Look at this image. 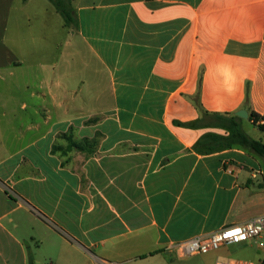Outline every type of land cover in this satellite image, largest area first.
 <instances>
[{"label": "crops", "instance_id": "crops-1", "mask_svg": "<svg viewBox=\"0 0 264 264\" xmlns=\"http://www.w3.org/2000/svg\"><path fill=\"white\" fill-rule=\"evenodd\" d=\"M71 5L0 1V264H174L264 214L261 158L201 143L262 131L264 0Z\"/></svg>", "mask_w": 264, "mask_h": 264}, {"label": "built area", "instance_id": "built-area-1", "mask_svg": "<svg viewBox=\"0 0 264 264\" xmlns=\"http://www.w3.org/2000/svg\"><path fill=\"white\" fill-rule=\"evenodd\" d=\"M238 245L256 246L260 252L259 258L257 260L219 259L215 264H264V214L241 224L225 226L213 233L176 243L169 251L174 250L180 257H187Z\"/></svg>", "mask_w": 264, "mask_h": 264}, {"label": "trees", "instance_id": "trees-1", "mask_svg": "<svg viewBox=\"0 0 264 264\" xmlns=\"http://www.w3.org/2000/svg\"><path fill=\"white\" fill-rule=\"evenodd\" d=\"M55 5L57 11L63 17L67 26L76 27L77 21L74 16V10L71 5V0H50ZM216 119L220 120L221 126L229 131L228 136H220L217 134L205 135L201 143L213 142V145L208 148L207 152L216 150L218 148H234L241 147L245 150L254 153L264 160V144L249 136L243 129L241 119L237 116L226 117L223 115H214ZM251 120L253 124L258 125L259 129L264 131V117L257 113H251ZM263 121V124L260 122Z\"/></svg>", "mask_w": 264, "mask_h": 264}, {"label": "rangeland", "instance_id": "rangeland-1", "mask_svg": "<svg viewBox=\"0 0 264 264\" xmlns=\"http://www.w3.org/2000/svg\"><path fill=\"white\" fill-rule=\"evenodd\" d=\"M5 1V0H0ZM12 1V0H10ZM27 1V0H24ZM50 1V0H48ZM52 4L53 2L50 1ZM53 6H55L53 4ZM248 134L257 139L264 142V132L258 130L254 126L248 125L247 127ZM255 128V129H254ZM213 142L205 143V147H211ZM261 166L264 168V160L261 158ZM261 188H264V176L261 178ZM255 210L264 211V202H262L259 207H256ZM260 256V252L256 248V246L252 245H238V246H230L223 247L218 250L211 251L207 254H199L193 256L183 257L179 262L174 264H215V262L219 259H243V260H257Z\"/></svg>", "mask_w": 264, "mask_h": 264}, {"label": "water", "instance_id": "water-1", "mask_svg": "<svg viewBox=\"0 0 264 264\" xmlns=\"http://www.w3.org/2000/svg\"><path fill=\"white\" fill-rule=\"evenodd\" d=\"M236 115L242 119H248L249 118V113L247 110H240L236 113Z\"/></svg>", "mask_w": 264, "mask_h": 264}, {"label": "snow or ice", "instance_id": "snow-or-ice-1", "mask_svg": "<svg viewBox=\"0 0 264 264\" xmlns=\"http://www.w3.org/2000/svg\"><path fill=\"white\" fill-rule=\"evenodd\" d=\"M231 235V234H230Z\"/></svg>", "mask_w": 264, "mask_h": 264}]
</instances>
